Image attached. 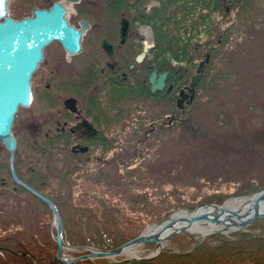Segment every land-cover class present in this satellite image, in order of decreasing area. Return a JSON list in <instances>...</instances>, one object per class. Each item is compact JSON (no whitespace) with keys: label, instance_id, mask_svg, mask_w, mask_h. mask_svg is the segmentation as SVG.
<instances>
[{"label":"rangeland","instance_id":"374dc122","mask_svg":"<svg viewBox=\"0 0 264 264\" xmlns=\"http://www.w3.org/2000/svg\"><path fill=\"white\" fill-rule=\"evenodd\" d=\"M9 4L13 8V0ZM20 4L16 9L18 18L26 13V0H21ZM12 12L14 14L15 11ZM235 13L232 10V15ZM186 35L183 33V37ZM189 35L190 47L194 43L209 41L200 45V53L195 57L197 63L204 53L211 52L215 39L209 40L210 34L205 29L195 30L194 33L190 31ZM240 49L242 53L233 66L236 72L234 86L227 92L209 90L211 102L192 114L195 110L192 103L204 93L202 88L196 89L197 96L190 103V116L194 118L190 119L194 125L190 130L178 127L183 112L189 107L185 106L182 111V107L177 109L166 99L162 101L163 109L167 108L162 119H104L102 132L107 133L108 125L125 144L118 145L117 142L121 141L116 140L103 168L93 165L96 169L84 172L75 184H65L62 180L51 181V186L42 187L58 198L64 223L73 225L74 231L79 232L71 238L72 232L68 230V256L87 254L93 247L88 243L84 227L87 223L79 220V215L86 216L82 219L89 216L84 213L87 205L97 203L93 195L103 197L116 208L120 207L118 215H129L131 223L127 229L131 228V233L138 235L151 224H160L185 208L193 210L205 202L221 204L249 198L264 188V31L252 34V39L242 44ZM171 58L172 65L180 64L174 56ZM197 66L192 65L190 77L196 74ZM47 98L42 90L39 91L36 109L29 114L45 115L48 111ZM152 104L155 105L154 102ZM23 112L19 110L15 118L14 129L16 132L20 130L17 136L26 131L24 126L28 130L37 125V121H46L21 119ZM166 113H172L177 119H167ZM151 139L154 140L152 143ZM101 171L108 175L105 177L100 173L97 176L105 179L96 180L94 176L92 180H87L88 175ZM105 182H112V186ZM54 234L51 212L45 205L18 189L14 190L11 183L0 186V264H23L26 259L21 257L28 256L25 247H31L30 252L37 250L40 260L45 262L50 254H56ZM259 236H264V217L245 227L211 232L203 237L190 230L176 233L162 242L156 254L153 253L155 244L147 242L138 245L135 249L137 255L132 257L115 255L88 260L101 263L103 260L111 263L126 259L156 260L158 255L169 249L175 252H179V248L189 250V247L206 241L211 246H236L245 238L251 243V239ZM260 242L264 243V239ZM263 251L259 252V258ZM30 259L35 261L33 256Z\"/></svg>","mask_w":264,"mask_h":264},{"label":"flooded vegetation","instance_id":"af4514ba","mask_svg":"<svg viewBox=\"0 0 264 264\" xmlns=\"http://www.w3.org/2000/svg\"><path fill=\"white\" fill-rule=\"evenodd\" d=\"M19 2L21 0H13V8L8 5L15 19L31 17L34 9L49 10L58 2L66 10L68 23L82 31L79 51H69L60 40L53 39L44 47L43 59L33 73V100L29 107L19 108L24 111L21 119L46 121L41 124L37 121V125L28 130L24 126L26 131L21 137L16 135L20 130L16 132L13 125L18 150L17 169L16 157L14 167L20 178L32 172L35 164L39 170L44 163L46 169L49 167V159L41 156V146L49 151L58 145L56 150L52 149L56 156L67 166L76 162L78 170H87L91 167L88 164L103 168L118 138L108 125L107 133L102 132L104 119H162L167 109L162 107V98L169 101L168 95L173 91L172 104L177 109L182 107L184 111V106L191 103L190 80L179 84V74L187 68L173 69L177 65H172L163 69L161 28L164 21L167 26L175 24L176 28L187 26L188 32L183 38H190L192 0H26V13L18 18ZM184 11L188 16L186 22ZM225 11H228L227 6ZM82 21L87 23L86 28ZM140 54L142 57L137 60ZM171 55L166 50V59ZM152 71L157 75L167 72L163 89L154 91L158 93L153 97L147 93L151 87L148 76ZM41 90L46 98L48 96V111L45 115L29 114L36 109L35 101ZM180 91L184 95L182 101ZM67 101L73 109L66 105ZM165 115L167 119H177L172 113ZM30 147H35L40 154L27 159L24 148ZM82 147L86 149L81 151ZM10 178L12 180L10 171L8 174L5 171L4 175L0 169V186L8 185ZM49 182L45 179L38 184L49 186Z\"/></svg>","mask_w":264,"mask_h":264},{"label":"trees","instance_id":"16d2710c","mask_svg":"<svg viewBox=\"0 0 264 264\" xmlns=\"http://www.w3.org/2000/svg\"><path fill=\"white\" fill-rule=\"evenodd\" d=\"M192 2L193 7L190 6L191 33H194L195 30L196 32H199V30L205 29L207 33L210 34L209 40L212 38L215 39L214 45L211 47L212 54L209 50L208 52H206L209 53V61L203 69L201 78L198 80L197 84L194 87L195 92L192 102L197 96V88H202L204 93L202 96L198 98L196 97L197 101L195 99L193 103L191 102L192 105L194 104L195 106V110L191 112L193 114L194 112H197L201 106L211 102V99L209 98V90L227 92L234 86L236 80V72L233 70V66L235 59L240 56V53H242L240 46L250 41L252 39V34L254 35L255 33L264 31V0H192ZM225 6L228 7V11H225ZM232 10L236 11L234 15H232ZM184 14L186 15L185 17L182 16V13H179V16L183 17L186 22V20L188 19L187 12L184 11ZM229 17L231 18L229 21L230 24L228 25L227 23ZM232 17H234V20H232ZM163 25V28H161V34L164 38V41H162L161 43V45L164 47L163 69H169L172 66V63L169 61V59H166V50H168L180 62V64H178L176 67H179L181 69L187 68V71L180 72L179 84L181 85L182 83H188L189 79L192 77V75L190 77L192 65H198V63L202 61L206 55V53H204L202 58L199 59L197 63H195V57H197L198 53H200L199 47L202 44H208L207 42L209 41L194 43L192 44L193 46L190 47L191 38H183V33L187 34L188 32L187 26H177V28L175 24H170L167 26V23L165 21L163 22ZM217 58H219V62L217 61ZM147 93L148 95H151L153 97L158 92L151 93L150 90L147 89ZM172 94H174V91L173 93L168 95L169 101L171 102ZM185 106H188L189 108L185 109V111L183 112V118L179 121L180 125L178 123V127L185 128V130H190V127L194 126L192 120L190 119L194 118L190 116V104H186ZM223 116H225L224 113ZM118 139L120 138H116V140ZM120 141L122 145L125 144L121 139ZM153 141L154 140L152 139L150 140L151 143ZM150 142L148 143V145L151 144ZM41 148V156L45 159H49V167L46 169L44 163V165H42L39 170L37 164H35L34 170L28 175L22 176V179L37 191L50 197L56 203L60 211L61 203L59 202L58 198H54L53 196H51L42 188L44 186L39 184L42 183V181L45 179L50 180V186L51 181L62 180L65 182V184H75V181L76 179H78V177H82L84 172L90 173L91 169L94 168L91 164H88L91 167H87V170L81 171L78 170L79 166L75 164L76 162H73L70 166H67L64 162L61 161L59 156H56L53 151L58 148V145H56L55 147L52 146L53 150L51 149L49 151L46 149V146H41ZM24 150L25 153L28 154L26 156L27 159L31 158V156L36 157V154L39 153L35 149V147L24 148ZM17 161L18 157H16V169ZM5 168L7 170H4ZM36 168H38V170ZM0 169L3 171L4 175L5 171L7 174L9 172L8 153L1 144ZM100 173L103 172L101 171L92 176L88 175L87 180H92L94 176L96 180L105 179L102 176L106 177L108 175V173L105 172L102 174V176L98 177L97 175H101ZM47 176L49 178H46ZM9 183L12 184L14 190L18 189L20 193H26L29 197L39 201L48 208L46 203L37 198L35 195L31 194L25 188L14 183L11 178ZM107 184H109V186H112V182ZM77 185L79 186V184ZM93 197L94 199H96L97 203L87 205L84 211V213L88 214L89 216L86 219H82V217L85 218L86 216L79 215V220L85 224L87 223L84 227L86 229V232L88 233V243L96 247L98 246V248L111 249L119 246L120 244L137 235L136 233H131V228L127 229V226L131 223L128 220L130 218L129 215L125 214L126 217H120L118 215L117 212L120 211V207L116 208L103 197H99L96 195H93ZM68 230L72 232V234L70 235L71 238H73L75 234L79 233L78 231H74L73 225L67 226L64 223L63 238L65 241L68 237ZM261 239H264V236H259L258 238L251 239V243H249V239L245 238L239 243V245L237 244L236 246L233 244L235 242H232L233 246L226 244L211 246L208 245V242L206 241V243L196 244L195 246L189 247V250H182L181 248H179L178 250L180 253L175 252L172 249L166 250L158 255L159 257L156 260L126 259L124 261L112 263L105 260H103V263L83 260L72 264H238L236 263L237 261L240 264H264V251L259 258V252L264 249V243L260 242ZM185 242H187L188 244V241ZM255 245L257 246L255 247ZM25 248V252L26 254H28V256L21 257L26 259L23 264H58L53 261L54 255L50 254V257L45 258L44 262L43 260H40V256L37 250H32L30 252V249H32L31 247ZM27 252H29L30 254ZM30 256H33L35 258V261L31 260Z\"/></svg>","mask_w":264,"mask_h":264},{"label":"water","instance_id":"95a60500","mask_svg":"<svg viewBox=\"0 0 264 264\" xmlns=\"http://www.w3.org/2000/svg\"><path fill=\"white\" fill-rule=\"evenodd\" d=\"M9 2L10 0H2L0 3V13H2L0 14V143L9 153L8 164L13 180L46 203L51 211L56 243L54 261L60 264H70L81 259L122 255L126 248L137 247L147 242L155 244L153 253L156 254L161 249L164 240L176 233L190 230L192 224L199 220H207L208 223L221 226L224 229L232 228L234 230L236 227H245L250 222L264 217V209L260 204L261 200H264V188H262L250 196L253 197V201L247 210L229 208L225 206V203L205 202L193 210L183 209V212L189 213V216H175L174 213L171 217L166 218L160 223H165L160 234L146 231L150 226L159 225L151 224L145 231L115 248L90 247L87 254L76 257L67 256L63 249L65 247L62 238L63 222L56 204L49 197L20 179L15 172L14 157L17 141L12 126L18 109L28 107L32 101L31 78L43 59L44 47L53 39H57L62 42L67 50L79 51L82 31L75 29L68 23L66 10L58 2H54L49 10L34 9L31 17L26 16L21 19H15L10 15ZM82 24L86 28L87 23L82 21ZM141 57V54L138 55L137 60ZM208 60L209 53H206L205 58L198 63L196 75L191 79L188 90L190 101L194 97V87L201 78ZM166 75L167 72L157 75L155 71L149 74L148 81L151 85V92L163 89ZM181 92L180 100L182 101L184 95H181ZM66 105L73 109L69 101L66 102ZM85 149V147L80 148L81 151Z\"/></svg>","mask_w":264,"mask_h":264},{"label":"bare ground","instance_id":"6f19581e","mask_svg":"<svg viewBox=\"0 0 264 264\" xmlns=\"http://www.w3.org/2000/svg\"><path fill=\"white\" fill-rule=\"evenodd\" d=\"M252 201H253V197L235 199V200L227 201L225 203V206L229 207V208H237V209H241V210H244V209L247 210V208L249 209L251 207ZM260 204L264 209V200L263 199L261 200ZM176 215H187V216H189V213L183 212V210H181V211L177 212L175 214V216ZM164 225H165V223L159 224L156 226H150L146 229V231L148 233L155 232L156 234H160L162 229H164ZM222 230H226V229H224L221 226H217L215 224L208 223L207 220H205V221L199 220L197 222H194L192 224V226L190 227L191 232L199 234L201 237L208 235L211 232L222 231ZM136 248L137 247L126 248L124 250V254H122V255H125L126 257L135 256V255H137L136 250H135ZM63 249H64V252L68 255L66 247H64Z\"/></svg>","mask_w":264,"mask_h":264},{"label":"snow or ice","instance_id":"6c2138e0","mask_svg":"<svg viewBox=\"0 0 264 264\" xmlns=\"http://www.w3.org/2000/svg\"><path fill=\"white\" fill-rule=\"evenodd\" d=\"M0 3H2V0H0ZM0 14H2V13H0Z\"/></svg>","mask_w":264,"mask_h":264}]
</instances>
